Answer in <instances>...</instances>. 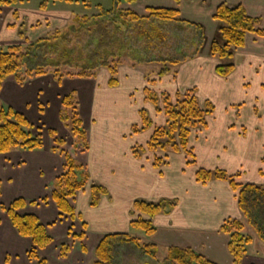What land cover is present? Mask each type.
<instances>
[{"label":"crops","instance_id":"obj_1","mask_svg":"<svg viewBox=\"0 0 264 264\" xmlns=\"http://www.w3.org/2000/svg\"><path fill=\"white\" fill-rule=\"evenodd\" d=\"M222 3L242 5L251 17L262 18L264 30V0H138L132 5L145 11L147 8L178 10L184 20L204 27L207 43L202 54L173 67L165 77L158 78L159 65L134 67L125 61L118 70L115 88L109 86L110 73L105 69L90 79L67 77L58 82L49 73L24 85L12 77L6 80L0 99L36 128L44 129V147L0 154V206L18 198L36 202L20 213L34 215L48 226L53 243L40 252L48 264H94L96 249L105 236L122 234L137 238L130 226L137 200L176 203L154 219L155 234L145 239V243L138 238L141 243L156 246L158 254L165 251L166 257L170 247L190 248L215 264H233L230 236L221 229L227 221L246 223L237 193L229 182L202 185L195 176L198 169L222 170L232 176L239 174L236 180L239 184L264 186V36L248 34L245 46L236 50L230 61L235 71L228 78L220 77L216 67L221 62L210 55L209 48L219 35L221 25L213 17ZM14 11L0 7V38L4 37L0 47L25 44L18 30L26 36L23 30L26 23L28 30L33 29L34 22H27L32 10L18 9L28 16L22 23L21 17L20 21L14 19ZM42 12L44 22L37 21L39 25H48L46 22L54 16L63 19L62 25L66 27L72 19L68 12L60 14L48 8ZM153 81L155 84L151 85ZM147 88L171 96L196 90L201 104L211 102L215 107L214 114L208 118V128L192 131L189 147L193 153V148L199 147L198 167L188 178L185 177L187 157L183 152L156 154L166 157L160 168L154 166L155 154L147 152L139 158L134 155V148H146L153 134V127L134 133L133 129L142 125L140 111L146 110L155 126L166 122L164 114L146 101ZM70 93L77 95L80 104L88 132V151L73 148L74 141L69 142L70 133L60 120L62 98ZM219 111L223 114L217 123ZM48 130L66 139L65 148L90 176L88 185L70 200L76 213L74 218L62 215L52 200L65 158L53 150L55 145ZM194 139L200 141L198 146L192 144ZM91 185L101 186L107 192L95 208L91 206ZM249 234L254 243L257 236ZM63 246L69 248L66 254L61 251ZM31 248V241L18 234L0 209V264H37L28 258ZM242 264H264V245L259 244L252 252L248 247Z\"/></svg>","mask_w":264,"mask_h":264},{"label":"trees","instance_id":"obj_2","mask_svg":"<svg viewBox=\"0 0 264 264\" xmlns=\"http://www.w3.org/2000/svg\"><path fill=\"white\" fill-rule=\"evenodd\" d=\"M60 1V0H54ZM138 0H113L110 10L100 9L93 17L77 16L72 23L62 29L54 30L48 37L30 41L19 29V36L25 42L7 50H0V92L8 78H14L19 85L28 80L42 77L49 73L58 82L64 78H95L99 70L110 73L109 86H118V70L128 59L134 67L156 64L161 66L157 74L162 78L170 74L173 67L192 60L202 54L206 46L204 27L182 18L180 12L166 8H147L145 14L123 9L124 4L134 5ZM47 0L40 5L46 11ZM18 0H0V7L13 8ZM13 17L20 20V13L15 9ZM214 20L220 23L219 35L210 44V55L221 64L216 73L222 78L230 77L235 65L225 61L233 59L235 51L245 46L246 36L255 34L263 37L262 18L251 17L242 5L231 6L222 3L216 9ZM151 85L155 81L150 82ZM146 101L151 103L158 113L164 114L163 126H155L146 110L140 111L141 127L133 129L139 134L153 127V134L146 148H134V155L139 158L144 153L152 154L183 152L189 164L196 163V157L190 149V137L196 129H207L208 118L215 112L211 102L201 104L196 90L185 93L177 92L174 96L147 88ZM42 111V110H41ZM60 120L74 141L73 148L88 151V132L80 113V104L75 93L62 98ZM53 139L55 152L65 158L63 173L56 179L52 200L62 215L76 216L70 200L89 183L90 176L65 148L67 141L60 138L54 130H48ZM44 147V129L36 128L20 112L6 106L0 99V154H8L15 149L27 151L40 150ZM166 157L155 156L154 166L160 168ZM240 175H229L222 170L198 169L196 181L206 185L212 181L229 182L237 193L239 209L246 220L227 221L221 231L230 236L229 251L233 264H242L252 245L253 238L247 232L250 228L264 244V186L239 184ZM91 206L98 207L106 190L98 185H91ZM2 187L0 183V194ZM28 204L22 198L9 205H1L18 234L32 243L28 252L30 261L48 264L40 256L53 243L48 226L40 223L34 215H22L21 210ZM174 201L157 203L137 200L134 203L131 228L144 231L146 236L156 232L154 219L174 207ZM85 251V247H83ZM63 254L69 251L67 246L61 249ZM143 264H151L158 256L159 249L154 245L141 243L138 238L129 235L112 234L105 236L96 249L94 264H132L138 263L137 255ZM142 264V263H141ZM163 264H215L190 248L170 247Z\"/></svg>","mask_w":264,"mask_h":264},{"label":"rangeland","instance_id":"obj_3","mask_svg":"<svg viewBox=\"0 0 264 264\" xmlns=\"http://www.w3.org/2000/svg\"><path fill=\"white\" fill-rule=\"evenodd\" d=\"M46 0H18V5L14 6V9H23V10H32L33 12H31V17H26L24 16V12L23 11H19L20 12V17H21V23L22 21H24L25 18H27V22H31L33 21V29L32 30H28V24L26 23V25L23 27L24 32L26 33V36L29 37L31 40L36 41L40 38H45L48 37L54 30H56L57 28H61V26H63V19L55 18L54 16H52L51 21L46 22L45 25H39L40 23L37 21H42L44 22L42 16L43 12L42 10H40V5L43 4ZM178 1V0H176ZM48 5V11L51 12H57V13H70L71 18L70 19V23L68 25H70L72 23V21L74 20L75 17L77 16H88V17H93L96 16L97 14L100 13V9H104V10H110L113 7V0H60V1H54V0H47ZM7 9H10L9 7H6ZM123 9L125 10H131L134 12H141L139 14H145L146 11L144 9H138L136 7H133L131 5L128 4H124L123 5ZM24 13V14H23ZM42 14V15H41ZM48 18V17H47ZM20 21V20H19ZM20 23V22H19ZM39 25V26H38ZM64 28V26L62 27ZM4 39V37L1 36L0 40ZM8 46H1V49H5L7 50ZM124 61H128V59H124ZM231 60L225 61L226 63H230ZM130 65H132L131 63H129ZM134 65V64H133ZM161 67V66H160ZM262 100H264V97L262 98ZM247 104H249L247 102ZM248 111V109L245 110V112ZM223 112L219 111L217 112L218 118L215 120L217 123L220 122V115H222ZM45 136L47 137V133H45ZM69 142H73V139L71 138V136H68ZM195 138V137H194ZM210 138V137H208ZM193 145H197L200 143L197 142L196 139H194L193 141L191 140ZM194 155L196 157V160H198V153H199V147H194ZM185 154V153H184ZM186 155V154H185ZM187 157V156H186ZM187 169L185 171V177L188 178L187 176L189 175V177L191 176V171H194L197 167H198V162L196 161L195 164H189V159L187 157ZM192 166H195L194 168H192ZM247 232L249 233H254L250 228H247ZM135 233H137V235H135L137 238H139L140 240H142V242H146L145 239L149 240V237L146 236V234L144 233V231L139 230V229H135L134 230ZM262 242L256 238V241L249 246V251L252 252L256 249L259 248V244H261ZM264 245V244H263ZM165 251H161L160 254H158L157 259L155 261L151 260V264H163L164 259L166 257V255H163ZM135 253V252H134ZM137 255V259L139 260L138 263L139 264H143V260L141 259V257L139 256V254L135 253ZM132 264V262H130ZM133 264H137L136 262H134Z\"/></svg>","mask_w":264,"mask_h":264}]
</instances>
